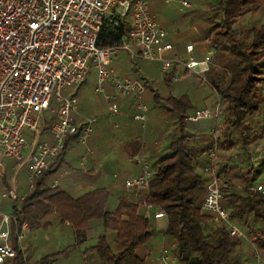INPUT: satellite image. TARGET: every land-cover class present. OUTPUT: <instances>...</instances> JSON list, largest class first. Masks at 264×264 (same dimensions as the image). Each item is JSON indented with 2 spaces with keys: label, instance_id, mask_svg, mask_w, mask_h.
I'll list each match as a JSON object with an SVG mask.
<instances>
[{
  "label": "trees",
  "instance_id": "1",
  "mask_svg": "<svg viewBox=\"0 0 264 264\" xmlns=\"http://www.w3.org/2000/svg\"><path fill=\"white\" fill-rule=\"evenodd\" d=\"M200 1L203 2V9L191 4L186 13L176 12L161 22L171 29L183 28L186 22L190 27L197 28L192 31L193 37L196 40L208 38L204 48L213 51L212 65L227 74L226 79L219 74L215 76L212 66L207 74L210 85L220 99L216 171L222 196L220 205L228 213V222L245 239L230 238L228 227L214 223L212 215L201 209L207 185L203 154L211 146V136L208 132L199 139L189 132L190 126L197 122L182 120V116L191 108L187 97H164L154 88V82L160 76L162 84L169 88L173 74L172 69L161 72L156 62L150 63L157 65L159 77L153 78L149 71L131 74L143 89H147L142 101L145 103L150 99L149 102L156 109L168 113L171 121V128L166 134L169 138L167 153L156 156L154 162L149 164L150 180L145 201L164 212L166 224L163 241L177 264H251L252 246L264 258V197L251 192L254 175L249 174V169H252L249 152L260 143L263 136L261 128L264 127L262 113L260 115L264 108V95L259 88L260 81L264 79L260 77L264 70V22L244 28H240L237 22L244 15L250 17L263 10L264 0ZM198 10L200 19L197 18ZM129 31L128 13L122 16L113 14L103 23L98 35L99 43L102 46L120 44L128 39ZM183 33L186 34L184 30ZM138 60L141 59H130L132 66L129 68L134 69L133 63ZM52 118L53 113L48 118L43 116L42 131L46 130ZM78 134L79 131L64 140L60 155L34 181L32 189L26 190L22 199L14 202L12 214L17 225L26 223L28 232L34 233L41 228L42 217L53 212L59 224L69 227L77 243L85 241L90 229L100 231L94 246L85 250L95 254L98 264H145L150 254H147L146 248L152 242L154 231L151 219L138 206L140 199L121 197L117 199L116 206L109 209L110 193L106 189H94L72 196L43 185L44 177L58 162L68 143L76 144ZM200 157L201 163L198 162ZM244 169L248 170L245 174L242 173ZM243 245L247 246L248 251L243 250ZM13 250L15 256L10 264H27L18 249L14 247ZM51 262L45 256L36 263Z\"/></svg>",
  "mask_w": 264,
  "mask_h": 264
},
{
  "label": "built area",
  "instance_id": "2",
  "mask_svg": "<svg viewBox=\"0 0 264 264\" xmlns=\"http://www.w3.org/2000/svg\"><path fill=\"white\" fill-rule=\"evenodd\" d=\"M170 1L162 0L165 4ZM180 5L190 6L187 0H180ZM125 13L130 21V41L100 45L98 35L105 20L113 14L121 16ZM207 40L203 38L204 43ZM171 49L166 42V32L149 12V0H0V179L5 186L0 190V204L21 200L14 188L19 171L25 170L26 190H31L34 181L60 155L69 135L79 131L76 145L88 153L86 143L95 118L74 123L70 113L75 110L76 101L65 96L64 91L79 84L90 66L95 71L93 92L101 95L107 115L117 114V99L130 96L134 108L131 119L145 127L147 109L142 101V84L120 78L110 66L111 57L121 51L131 58L158 63L161 72L181 67L180 73L172 75V81L180 79L183 72L191 73L213 91L210 107H200L182 116L185 122L212 121L211 146L203 154L207 185L200 207L212 215L214 223L228 227L230 238L245 239L228 222V213L220 205L222 196L216 171L220 99L207 77L213 66V51L207 48L202 58L196 59L192 44L184 47V57L170 53ZM105 83L113 88L112 94L105 92ZM54 103L57 104L55 109ZM47 112L53 113L46 126L50 143L40 139L43 116ZM7 161L12 163L8 186L5 185L3 166ZM139 162L140 175L125 181L124 188L127 192L140 194L138 206L152 221L163 220L166 224L164 212L145 201L150 171L142 156ZM251 192L264 197V186H256ZM26 230V223L17 225L15 215H6L0 208V264L15 256L11 236L18 251H23L20 243ZM253 260L254 264H263L254 248ZM155 262L177 264L164 245L159 247Z\"/></svg>",
  "mask_w": 264,
  "mask_h": 264
},
{
  "label": "crops",
  "instance_id": "3",
  "mask_svg": "<svg viewBox=\"0 0 264 264\" xmlns=\"http://www.w3.org/2000/svg\"><path fill=\"white\" fill-rule=\"evenodd\" d=\"M152 2L153 0L149 2L151 8H153L151 5ZM251 18H253L252 20L254 21L264 22V9L256 12V14L252 15ZM160 27L166 32V42H168L172 47L170 53L179 54L184 57V47L188 44H192L193 55L195 58H202L207 48H204L205 43L203 42V39L196 40V38L193 37L194 34L192 35V31L194 32L196 30L195 27H191V32L189 34H185L183 37L179 36V33L181 34L179 30L176 28L171 29L165 25V23L160 22ZM127 41L129 42L130 40L127 39ZM123 54L128 60L132 59L127 53L123 52ZM180 69L181 67H173V74L180 73ZM212 71L215 76H218L219 74L222 79L227 78V74L215 66H212ZM116 74L120 78H125L118 72H116ZM260 77H264V70L262 71V75ZM129 80H135V78L132 79L131 77ZM84 81L85 78L83 82L75 88V90H68L64 94L67 97L74 98L76 101L75 110L70 113V119L74 123L81 124L90 117L95 118V122L92 125L93 129H91L90 132L93 133L90 134L87 142L88 153H84L83 150L74 142L68 143V147L62 153L58 162L44 177L43 185L45 188L63 191L72 196H79L84 192L94 189H106L110 193L108 208L113 209L116 206L118 198L125 197L129 200L140 199V194L126 191L124 188V182L137 177L141 173L140 162L138 161L137 164V162L134 161L138 159L137 154L141 153L145 162H148L147 164L149 167V164L154 162L156 156L167 153L169 138L166 134L171 128V121L167 112L156 109L154 104H151L152 102L150 103V99H148L145 100L147 122L145 127L142 128L139 122L131 119V114L133 112V100L130 96L117 99V114L107 116L104 102L99 103L93 98V94H96L93 92L95 76L91 86L90 84L84 85ZM162 81V76H160L154 82V88L157 89L162 96L183 95L188 98L191 108L190 111H186L185 114L191 113L194 109L200 107H210L213 103L214 93L211 88L204 83L199 84L200 81L195 76L190 75V73L183 72V74L180 75V79L177 81L171 80L169 88L164 86ZM259 88L261 93L264 95V79L260 81ZM104 90L107 94L113 93V88L109 83H105ZM146 92L147 89H143L142 98ZM102 110L106 113L105 117L103 116ZM263 110L264 108L261 109L260 115ZM261 116V121L264 124V116ZM210 122L212 124L211 120L197 121V123L190 126L189 132L196 135L199 139H202L208 134V132L210 133ZM262 122L258 123V127L261 126ZM208 126L210 127L208 128ZM261 131L263 136L260 143L255 148H251L249 152L252 161V169H249V174L250 176L254 175L253 188L259 185L264 186V127L261 128ZM40 139L47 143L51 142V137L48 135L46 130L42 131ZM141 156L139 158H141ZM198 162H202V157L198 158ZM11 164L12 163L10 161H7L3 165L5 175L12 172ZM255 171L256 174H253ZM246 172H248L247 169L242 170V173L245 174ZM8 184L5 185L8 186ZM4 187V184H0V190ZM14 188L16 195L18 197H23V194L26 191V185L22 186L17 184V177L15 179ZM13 206L14 203L9 201H3L0 204L1 211L6 215H13ZM141 211L143 212L142 209ZM151 223L159 228L163 227L162 232H164L165 222L163 220H151ZM41 224V228L34 233H29L28 229L24 232L23 240L20 243L23 251L20 252V254L25 259L30 256L36 246H39L42 249V254H49L54 250V248L60 246L58 243L62 242L61 239H63V235H65L66 238L70 235L68 237L69 239L73 237V233L69 227L66 224H59L53 212L45 214V216L41 219ZM55 226H57V231H50L53 230ZM64 228L69 229V234L68 232L65 233L63 231ZM49 232L51 233L49 234ZM99 232L100 231L97 229L96 234L98 235ZM88 240H90V237L86 236L83 244L88 242L86 244L87 246H94L96 239L94 242H89ZM74 241L76 242L75 245H78L75 239ZM10 242L12 243L13 248H17L12 236L10 237ZM68 250V248H64L60 253L66 254ZM85 250L86 249L83 250L84 254L86 253ZM41 258L42 257L39 259ZM39 259L35 260L33 263L36 264ZM10 262L11 261H6L4 264H10ZM50 264L56 263L51 262ZM152 264H156L155 257Z\"/></svg>",
  "mask_w": 264,
  "mask_h": 264
},
{
  "label": "rangeland",
  "instance_id": "4",
  "mask_svg": "<svg viewBox=\"0 0 264 264\" xmlns=\"http://www.w3.org/2000/svg\"><path fill=\"white\" fill-rule=\"evenodd\" d=\"M188 1L190 2V5L194 4L195 7L197 6L198 9L199 8L203 9V7H202L203 2L202 1H200V0H192V1L188 0ZM151 5L153 7V8H151V6H150L151 13L155 17V20L157 21V23H159V25H160V22H161V20L163 18H167L171 14H174L176 12L186 13L188 11L187 8H184V7H182L180 5V0H172L168 4H162L159 0H153ZM202 13H204V11ZM197 16H198L197 18L200 19V11L199 10H198ZM252 19L253 18H251V15H250V17H249L248 14L244 15L243 18L241 17V19H239L240 21L237 22V25L240 26V28H244V27H246L248 25H251L253 23L261 22V21H254ZM178 30L181 32V34L179 33V36L183 37L185 35V33H183V30L186 32V34H189L191 32V27L186 22L185 26L183 28L178 29ZM178 56L182 57L179 54H178ZM110 66L114 69L115 72L120 73L123 77L128 78V79H131V77H132L131 74H133V73H135L137 71L138 72L149 71L150 75L153 78L154 77H159L158 70H157V65L153 64V63H150V62H147V61H143V60L135 61L133 63V66H135L134 69L129 68V66H132V65L129 64V60L125 57V55L121 51L115 53L111 57ZM190 75H192V74L190 73ZM85 76L86 77H85L84 85H89L90 84V86H91V84H93L92 82H93V79H94V76H95V71H94V69L91 66L89 67V69H88V71H87ZM133 78L134 77H132V79ZM135 80H137V79H135ZM81 83H79L77 85L70 86L69 88H67L64 91V93H66L68 90H72V89L75 90V88H77V86L80 85ZM154 86H155V83H154ZM93 98L96 101H98L99 103L103 102L102 97L100 96V94L99 95L97 93L93 94ZM52 107H53V109H55L57 107V104L56 103L52 104ZM187 111L189 112L190 110H187ZM102 112H103V116L105 117V114H106L105 112L106 111L104 112L102 110ZM262 113H263L262 115L264 116V110H263ZM44 116H46V118H48V117L51 116V113L47 112V113H45ZM107 116H109V115H107ZM164 123H165V121H164ZM165 125H166V123H165ZM91 129H93V126H91ZM92 133H90V134H92ZM87 142H88V140H87ZM86 145H87V143H86ZM140 156H141V153L137 154L138 159L134 160L135 162H137V164H138V161L140 159L139 158ZM10 175H11V173L6 175L5 184L9 183L8 182L9 181L8 178L10 177ZM25 175H26L25 170H21L20 173L17 175V184H20L22 186L26 185L25 177H24ZM0 184H2V180L1 179H0ZM48 216H50V215H48ZM151 227H152V229L154 231V236L152 238L151 244L148 245L147 248H146L147 249V254L148 253H150V254H148L145 264H152L153 259L156 256L159 247L161 245H164V247L166 246V244L163 241V235H162L163 234V232H162L163 231V227H160V228L158 226L154 227L153 224H151ZM50 231H57V226H55L54 229L50 230ZM63 231L65 233L68 232V234H69V229L68 228H64ZM96 231L97 230H95V229H90L89 232L87 233V236L90 237V240H88L89 242H92V241L94 242V240L96 239V237H97ZM50 233L51 232H49V234ZM49 234H47V235H49ZM69 236L70 235H68V237ZM68 237L66 238V236L63 235V239H61L62 242L58 243V244H60V246H57L56 248H54V250L52 252L49 253V254H54V255H49V254L45 253V254L49 255V256H47L45 254H42V249L39 246H36L33 249V251L30 254V256L26 258V261L28 262V264H34L33 262H35V260L39 259L40 257L47 256L48 258H50L52 260V262H55L56 264H98V260H97V257L95 256V254H91V253L88 254V252H86L84 254V252H83L84 249H87L89 247V246L86 245L88 242H85L84 244L83 243H78V245H75L76 242L74 241V239H75L74 236L72 237L73 240H72V238L69 239ZM68 244H70V245H68ZM64 248H68L69 249L67 251V253L66 254L60 253V252L63 251ZM253 248L258 252V255L260 256V258H261V260H262V262L264 264V258L261 256V252L259 250H257V248H255L254 246H252V250H253ZM243 250L244 251H248L247 246L243 245ZM148 251H150V252H148ZM154 251H155V253H154ZM251 257H252V253H251ZM250 261H251V264H254L253 258Z\"/></svg>",
  "mask_w": 264,
  "mask_h": 264
}]
</instances>
